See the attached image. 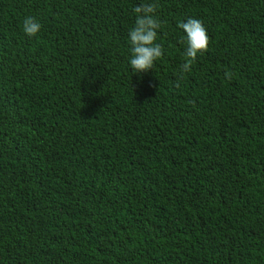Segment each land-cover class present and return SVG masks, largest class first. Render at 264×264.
<instances>
[{"label": "trees", "instance_id": "trees-1", "mask_svg": "<svg viewBox=\"0 0 264 264\" xmlns=\"http://www.w3.org/2000/svg\"><path fill=\"white\" fill-rule=\"evenodd\" d=\"M0 264H264V0H0Z\"/></svg>", "mask_w": 264, "mask_h": 264}, {"label": "clouds", "instance_id": "clouds-1", "mask_svg": "<svg viewBox=\"0 0 264 264\" xmlns=\"http://www.w3.org/2000/svg\"><path fill=\"white\" fill-rule=\"evenodd\" d=\"M156 3H142L134 7L136 20L134 26L129 30L130 43V65L134 72H147L153 68L154 62L163 56V47L157 43V30L161 28V21L157 18ZM178 27L185 33L186 44L184 62L180 65L179 75L175 87L179 88L186 73L191 72L192 65L197 54L208 50L210 38L204 23L197 18L189 17L186 21H180ZM42 25L35 17L27 16L23 21V32L28 37L36 36ZM228 80L232 79V73L226 72ZM195 107V101H189Z\"/></svg>", "mask_w": 264, "mask_h": 264}]
</instances>
